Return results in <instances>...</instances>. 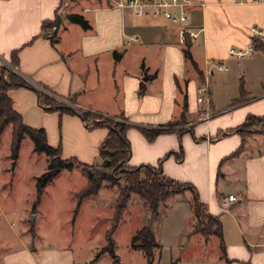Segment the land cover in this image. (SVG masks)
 Segmentation results:
<instances>
[{"label": "crops", "instance_id": "obj_1", "mask_svg": "<svg viewBox=\"0 0 264 264\" xmlns=\"http://www.w3.org/2000/svg\"><path fill=\"white\" fill-rule=\"evenodd\" d=\"M191 1L185 25L199 33L195 39L181 35L180 26L163 17L135 18L130 11L107 7L106 0H0V65L10 67L11 53L17 51L18 63L11 69L36 90L81 111L124 118L130 145L126 165L156 167L171 152L161 165L162 174L190 183L208 213L221 222L224 258L218 257L217 264H264V133L244 141L235 133L247 117L264 118V45L254 44L249 33L251 26L264 31V4ZM68 14L81 15L89 28L62 23ZM57 15L52 42L41 35L42 23ZM251 43L250 55L237 59L228 54ZM186 47L194 65L184 57ZM200 86L207 87V102H197ZM36 90L20 86L7 91L23 123L42 128L51 146L60 144L62 158L93 163L108 130L88 129L76 114L45 110ZM241 94L244 100L234 103ZM204 114L207 121L198 120ZM171 122L185 123L168 131ZM182 125L191 131L177 133ZM140 129L165 132L148 139ZM228 195L235 200L225 203ZM15 237L12 243L0 241V264L87 263H76L68 246L35 247L39 234L33 227L23 225ZM157 240L160 251L151 264H176L170 254L179 244L169 248ZM205 240L192 237L185 242L203 253L208 249ZM167 248L170 253H165Z\"/></svg>", "mask_w": 264, "mask_h": 264}, {"label": "rangeland", "instance_id": "obj_2", "mask_svg": "<svg viewBox=\"0 0 264 264\" xmlns=\"http://www.w3.org/2000/svg\"><path fill=\"white\" fill-rule=\"evenodd\" d=\"M76 9L80 10L79 7ZM61 18L62 23H71L67 15ZM9 66H12L10 62ZM163 132L165 131H160L159 134ZM10 143L11 131L8 128L0 136V241L6 240L12 243L16 239L15 233L21 230L23 225L33 227L39 234V237L33 241L35 247L44 244L57 248L68 246L73 252L76 263L85 261L89 264L97 252L106 245L105 233L110 227L111 214L119 189L124 185L123 178L116 176V173L111 175L110 169L103 168V161L99 156L90 164L73 157L77 162L71 169L60 171L46 185L39 204L33 207L36 176L46 170V160L48 161L49 157L33 153L32 142L28 138L21 143L18 159L13 165L9 157ZM57 146L60 147V144ZM166 154L159 159L161 168L168 158ZM80 164L91 166L90 172L95 177L104 175L105 178L97 193L83 198L77 205L76 194L89 181ZM158 165L159 161L156 167ZM191 203L189 192L173 194L159 200L156 214L152 215L145 198L131 194L127 208L112 235L115 242L114 252L119 258V264H147L144 251L131 246L134 234L144 226L149 227L152 232L154 230V238L156 236V240L163 241L169 248L171 243L179 244L178 248H171L172 254H170L173 261L176 260V264H217L218 257L224 258L219 242L216 241L218 238L203 236L200 232H196L202 230L203 225H198L194 216L191 227ZM27 212L29 215L32 214L25 218L23 224ZM135 228H138L136 232ZM192 237L197 239L204 237L208 249L202 253L185 242ZM139 241L135 242V245L141 244ZM157 241L155 243H158ZM169 248L165 253H170ZM150 250L153 258H156L160 245L159 248L152 246ZM173 251L176 252L175 257ZM97 260L98 264H113V259L107 252L101 253L92 264Z\"/></svg>", "mask_w": 264, "mask_h": 264}, {"label": "trees", "instance_id": "obj_3", "mask_svg": "<svg viewBox=\"0 0 264 264\" xmlns=\"http://www.w3.org/2000/svg\"><path fill=\"white\" fill-rule=\"evenodd\" d=\"M67 19L75 24H78L83 29H88V22L79 14H68ZM60 17L57 15L52 22H43L41 35L48 37L52 42H55L54 33L48 34L47 31L53 26H58ZM253 43L263 42L253 38ZM186 47L183 50L185 59L189 60L194 65L191 54ZM114 58H118V54L115 53ZM18 63L17 51H13L10 56V64L16 67ZM196 68V67H195ZM4 74L5 77H4ZM200 74V73H199ZM28 87L36 90L32 85L26 82L21 75L16 73L13 69L0 65V136L4 129L8 126L11 127V143H10V160L14 165V162L18 158L20 145L25 138H29L33 144V152L37 154H44L49 157L46 170L36 177L35 181V201L33 207L36 206L43 194L46 185L63 169H71L76 161L75 158L63 159L61 157L60 147H53L48 144L46 140L45 131L42 128L34 129L26 126L21 116L13 109L12 101L7 95V91L13 87ZM143 85L140 87L139 94L143 92ZM38 93L39 105H41L47 111H58L59 113H69L78 115L85 123L87 120L90 123L86 124L88 129L93 128H106L108 134L104 141L99 146L98 156L103 161L102 167L110 169L111 175H119L123 178L124 185L119 189L117 201L113 206L110 227L105 233L106 245H104L96 254L95 258L91 260L89 264H92L101 253L107 252L113 259V264H119V258L114 252L115 242L112 239V235L116 231L119 221L127 208V203L131 194H136L145 198L149 203V210L152 215L156 214L158 201L162 198H167L170 195L183 193L189 191L192 195V213L198 225H203V229L200 232L203 236L215 235L219 238L220 247L223 251L222 242V229L221 222L217 216H212L208 213L206 205L203 204L198 197L196 189L190 183H181L164 176L161 172L160 161L158 167L150 165H140L138 167H130L126 165L130 155V145L126 139V130L129 125L122 117H108L86 111H81L72 106H68L65 103L55 101L40 90H36ZM186 97V96H185ZM184 97L183 113L181 118H184V112L186 111V98ZM244 96L241 94L234 103H239L244 100ZM119 118V119H118ZM118 119V120H117ZM185 123V122H181ZM179 122H171L166 125L167 130L171 131L173 126L181 125ZM146 138L152 139L160 131L153 129H140ZM177 133L190 132L191 128H176ZM235 133L239 134L244 139L253 133H264V118L249 116L245 121L235 128ZM240 148L235 152L237 153ZM233 153L232 155H234ZM169 152L166 156H170ZM231 155V156H232ZM181 156L178 160H181ZM84 172L87 174L89 181L82 189L76 194L77 205L80 204L83 198L97 193L101 186V182L104 175L95 177L90 172L91 166L87 164H80ZM112 179L114 177L112 176ZM110 180V179H107ZM204 214V215H203ZM141 241V244L135 245V242ZM139 241V242H140ZM154 234L149 227H143L136 234H134L131 240L132 247H138L142 249L147 257V264L153 262V253L150 248L152 246L158 247L159 244L155 243Z\"/></svg>", "mask_w": 264, "mask_h": 264}, {"label": "built area", "instance_id": "obj_4", "mask_svg": "<svg viewBox=\"0 0 264 264\" xmlns=\"http://www.w3.org/2000/svg\"><path fill=\"white\" fill-rule=\"evenodd\" d=\"M107 7L118 9L121 11H130L135 18H144V17H163L171 24L180 26L181 35L188 34L192 39H195L199 33L191 31L185 25L187 20V15L189 9L192 7L193 3L191 0H106ZM253 3L264 4V0H252ZM56 30V26L51 28V33ZM249 33L252 38H255L264 43V31L251 26L249 28ZM254 50V45L251 43L244 50H234L229 49L228 54L237 59L244 56L250 55ZM6 66V65H5ZM8 67V66H7ZM217 69L222 70L226 69L221 65L215 66ZM11 68V67H9ZM6 74H4L5 77ZM207 87L200 86L197 89V102H207ZM207 115H201L198 117V120L207 121ZM118 120V119H117ZM90 123L87 120L84 124ZM187 126V125H185ZM182 125L183 128H188ZM181 126L177 127L180 128ZM228 133V132H227ZM224 133V134H227ZM223 134V135H224ZM225 203L232 202L235 200L233 195H228L225 199Z\"/></svg>", "mask_w": 264, "mask_h": 264}, {"label": "water", "instance_id": "obj_5", "mask_svg": "<svg viewBox=\"0 0 264 264\" xmlns=\"http://www.w3.org/2000/svg\"><path fill=\"white\" fill-rule=\"evenodd\" d=\"M60 13H61V11H60ZM11 67V66H10Z\"/></svg>", "mask_w": 264, "mask_h": 264}]
</instances>
